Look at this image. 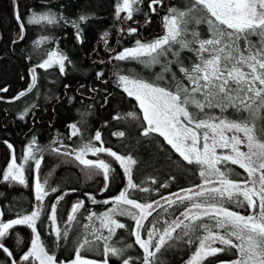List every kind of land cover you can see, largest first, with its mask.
I'll return each mask as SVG.
<instances>
[{
	"label": "snow or ice",
	"instance_id": "snow-or-ice-1",
	"mask_svg": "<svg viewBox=\"0 0 264 264\" xmlns=\"http://www.w3.org/2000/svg\"><path fill=\"white\" fill-rule=\"evenodd\" d=\"M142 2L118 0L117 19H120L121 13H126L125 19H132ZM156 5L162 6L163 0H150L148 7L155 12ZM14 14L20 26V38L23 39L25 21L18 10ZM80 19L85 20L86 17L81 16ZM26 22L53 24L56 20L52 14L38 16L33 13ZM201 25L207 26L206 34L200 30ZM163 26V35L150 42L137 40L135 47L125 48L113 57L118 61L135 60L146 66L161 64L162 70L155 80L119 75L118 84L138 103L143 113L147 126L142 134L156 133L163 137L183 161L198 167L202 183L162 197L167 207L158 200L139 202L131 198L129 189L139 188L146 193L152 190L133 182L132 166L137 161L103 147L101 133L97 131L93 139L101 146L97 147L89 141L73 151L81 165L103 174L105 190L110 179V165L102 159L93 161L85 159V156L107 153L119 162L127 177V188L111 201H103L105 204L112 203L114 207L98 217L99 227L84 225L74 258L67 262L58 261L46 249L37 231L44 197L48 194L45 188L47 182L42 184L37 177L34 191L39 203L35 210L18 212L17 217L9 221H4V213L0 212V250L9 258L13 253L3 240L8 237L9 230L22 225L33 234L30 248L22 256L24 264H110L112 257L120 260L121 264H131L130 258H125L123 254L125 248L132 245L117 247L112 242L117 230L126 228L115 217L126 216L134 221L132 235L135 244L143 251L141 264H158V254L175 240L195 246L186 264H204V261L220 253H231L234 259L218 261L217 264H264V0H188L183 8L168 9L163 17ZM128 31L133 34L136 29ZM182 51L193 53L194 60L190 65H186L181 58ZM169 53L174 59H168ZM65 59L63 55L51 52L37 67L48 69L58 64L63 73ZM172 64L176 65L177 71L172 70ZM35 71L33 68L29 92L35 87ZM165 73H170V77L166 79ZM102 75L98 73V76ZM25 94L20 92L15 99ZM216 109L219 114L214 111ZM230 109L232 112H229ZM70 127L72 136L80 135L76 124ZM114 135L123 137L125 133L121 131ZM34 145L35 141L28 146L23 159L25 163L35 160L38 171L42 158H36ZM7 147L10 150L13 148L11 144ZM218 149L227 151L218 152ZM229 164L243 169L247 176L233 179V175L239 177V173H234ZM2 178L5 182L27 186L25 167L17 163L14 150ZM152 183L156 181L152 180ZM62 199L63 196L59 197L51 205L48 218L54 226L57 223V204ZM174 205H183L179 215L168 212ZM83 206V201L72 206L67 217L69 225L78 222L76 214ZM160 208L168 213L167 219H162L163 214L158 211ZM233 208L244 209L248 214H241ZM94 217L97 214L91 213L86 219L93 221ZM69 230L65 228L64 239ZM54 231L56 237L61 238V231L58 228ZM92 250H101L103 259H88L81 254ZM12 264L17 262L12 260Z\"/></svg>",
	"mask_w": 264,
	"mask_h": 264
},
{
	"label": "trees",
	"instance_id": "trees-1",
	"mask_svg": "<svg viewBox=\"0 0 264 264\" xmlns=\"http://www.w3.org/2000/svg\"><path fill=\"white\" fill-rule=\"evenodd\" d=\"M117 2L0 0V89H7L0 91V212L4 213L2 219L8 221L15 219L18 212L30 213L35 210L39 202L35 199L34 181L37 176L43 182L46 181L48 194L44 197L37 231L46 249L58 261L74 258L84 225L94 224L99 227L98 217L114 207L112 203L105 204L103 201H111L127 188L123 168L107 153L85 156V159L93 161L102 159L110 165L106 190L103 174L96 169L86 170L75 159L73 150H78L89 141L97 147L101 146L99 141L93 139L97 131L101 133L103 147L121 156H131L137 161L132 166L133 182L152 190L146 193L139 191V188L129 189L131 198L139 202L158 200L167 207L162 197L172 196L181 189L202 183L198 167L183 161L163 137L156 133L148 136L142 134L147 126L143 121V113L138 103L118 84L119 75L154 81L162 70L161 64L146 66L135 60L113 59L125 48L135 47L137 40L150 42L163 35V17L168 9L183 8L188 0H163L162 6H155V12L148 7L150 0H143L139 5L140 10L130 20L124 18L126 13H121L120 19H117ZM17 10L25 21L23 39L20 38V26L14 14ZM33 13L38 16L52 14L56 22L28 24L26 21ZM81 16L86 19L81 20ZM130 28H135L136 32L129 34ZM199 28L206 34V25ZM51 52L66 57L63 73L58 64L48 69L37 67ZM181 58L186 65L194 60L193 53L189 51H182ZM168 59H174L171 53ZM171 67L177 71L175 64ZM33 68L36 69V82L29 92L27 90L32 84ZM98 73L103 75L98 76ZM164 75L166 79L170 77V73ZM159 83L163 84L162 81ZM20 92L26 94L15 99ZM214 111L219 114L218 109ZM72 124L77 125L80 135L72 136ZM121 131L125 133L123 137L114 135ZM33 141L36 158H42L39 170L35 169V160H29L24 162L27 186L3 181L2 174L7 170L13 150L19 163L24 160V154ZM5 142L13 148L10 150ZM66 152L70 154L66 155ZM228 167L234 173H239V177L233 175V179H244L247 176L236 165L229 164ZM152 180L156 183H152ZM53 188L56 191L53 192ZM61 196L63 199L57 204V223L54 226L48 216L51 205ZM80 201L84 202V206L76 214L78 222L69 225L67 217L71 208ZM182 209L183 205H174L168 212L179 215ZM232 210L248 214L244 209ZM158 211L163 214L162 219L168 218L163 208ZM91 213H96L97 217L88 221L86 217ZM155 215L156 212L153 213ZM115 218L124 223L126 228L118 229L112 242L117 247L131 244L132 247L125 248L123 255L130 258L131 264H141L143 251L135 244L132 235L134 221L126 216ZM66 227L70 230L64 239ZM54 228L61 231V238L56 237ZM32 236L27 226L18 225L9 230L3 243L13 255L9 258L0 250V264H12V260L24 264L22 256L29 250ZM170 245L158 254V264H186L195 248L179 240L171 241ZM81 254L89 259H103L101 250L83 251ZM231 259H234L231 253H220L204 261V264H217L218 261ZM110 264H121V261L112 257Z\"/></svg>",
	"mask_w": 264,
	"mask_h": 264
},
{
	"label": "rangeland",
	"instance_id": "rangeland-1",
	"mask_svg": "<svg viewBox=\"0 0 264 264\" xmlns=\"http://www.w3.org/2000/svg\"><path fill=\"white\" fill-rule=\"evenodd\" d=\"M242 151H246V149L245 148H242L241 149ZM221 151H227V150H221V149H218V152H221ZM89 160H90V158H88ZM95 161V160H94ZM18 164H25L24 163V160H22L21 162H19ZM84 168L86 169V170H90V171H92V170H94V169H89V168H86L85 166H84ZM38 177V176H37ZM36 177V178H37ZM39 178V177H38ZM36 180V179H35ZM39 180H40V182L43 184L44 182L39 178ZM34 183H35V181H34ZM45 188H46V184H45ZM108 212V211H107ZM7 221V220H6ZM9 221V220H8ZM218 246V245H217ZM30 248V247H29ZM89 259V258H88ZM65 262H67V261H65Z\"/></svg>",
	"mask_w": 264,
	"mask_h": 264
}]
</instances>
